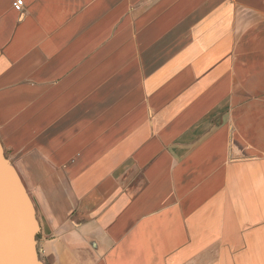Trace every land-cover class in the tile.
Wrapping results in <instances>:
<instances>
[{
    "label": "crops",
    "instance_id": "crops-1",
    "mask_svg": "<svg viewBox=\"0 0 264 264\" xmlns=\"http://www.w3.org/2000/svg\"><path fill=\"white\" fill-rule=\"evenodd\" d=\"M15 1L0 264H264V0Z\"/></svg>",
    "mask_w": 264,
    "mask_h": 264
},
{
    "label": "water",
    "instance_id": "water-1",
    "mask_svg": "<svg viewBox=\"0 0 264 264\" xmlns=\"http://www.w3.org/2000/svg\"><path fill=\"white\" fill-rule=\"evenodd\" d=\"M0 168L5 169L6 168V162H3L2 160H0ZM7 169V168H6ZM13 175V174H12ZM12 180L16 179L13 176L10 177ZM7 194L9 195H20L22 194L21 189H19L17 186L15 187H10V188H6Z\"/></svg>",
    "mask_w": 264,
    "mask_h": 264
},
{
    "label": "built area",
    "instance_id": "built-area-1",
    "mask_svg": "<svg viewBox=\"0 0 264 264\" xmlns=\"http://www.w3.org/2000/svg\"><path fill=\"white\" fill-rule=\"evenodd\" d=\"M23 6H24V0H16V1L14 2V7H15L17 10H19V11H21V10L23 9Z\"/></svg>",
    "mask_w": 264,
    "mask_h": 264
}]
</instances>
